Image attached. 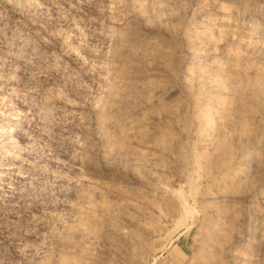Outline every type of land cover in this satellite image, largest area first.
<instances>
[{
    "label": "rangeland",
    "instance_id": "obj_1",
    "mask_svg": "<svg viewBox=\"0 0 264 264\" xmlns=\"http://www.w3.org/2000/svg\"><path fill=\"white\" fill-rule=\"evenodd\" d=\"M0 264H264V0H0Z\"/></svg>",
    "mask_w": 264,
    "mask_h": 264
},
{
    "label": "bare ground",
    "instance_id": "obj_2",
    "mask_svg": "<svg viewBox=\"0 0 264 264\" xmlns=\"http://www.w3.org/2000/svg\"><path fill=\"white\" fill-rule=\"evenodd\" d=\"M252 142H254V141H252ZM248 155H246V157H247ZM250 156V155H249Z\"/></svg>",
    "mask_w": 264,
    "mask_h": 264
}]
</instances>
